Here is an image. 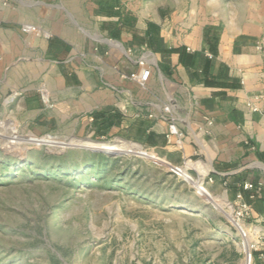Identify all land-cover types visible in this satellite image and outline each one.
I'll list each match as a JSON object with an SVG mask.
<instances>
[{
	"label": "crops",
	"instance_id": "0c3cea01",
	"mask_svg": "<svg viewBox=\"0 0 264 264\" xmlns=\"http://www.w3.org/2000/svg\"><path fill=\"white\" fill-rule=\"evenodd\" d=\"M0 113L36 130L94 122L173 164L206 161L264 232V44L252 33L146 20L125 0H0Z\"/></svg>",
	"mask_w": 264,
	"mask_h": 264
},
{
	"label": "rangeland",
	"instance_id": "374dc122",
	"mask_svg": "<svg viewBox=\"0 0 264 264\" xmlns=\"http://www.w3.org/2000/svg\"><path fill=\"white\" fill-rule=\"evenodd\" d=\"M125 3L146 20L245 31L264 44V0ZM163 161L94 122L36 130L0 113V264H245L253 222L234 221L211 164L171 163L179 175Z\"/></svg>",
	"mask_w": 264,
	"mask_h": 264
},
{
	"label": "built area",
	"instance_id": "2783aa9c",
	"mask_svg": "<svg viewBox=\"0 0 264 264\" xmlns=\"http://www.w3.org/2000/svg\"><path fill=\"white\" fill-rule=\"evenodd\" d=\"M23 30L26 32H29V29L25 26L23 27ZM141 63H143V62H141ZM135 79L138 81V83L140 85L145 84V81H146L145 76L136 75ZM170 133L171 134H178V130H177L176 125L172 124L170 126ZM180 141L181 140L179 139L178 142H180ZM255 186H258L260 188L259 184L256 185L252 182H246L243 185V189L248 190V189L254 188ZM250 211H251L250 204L245 201L243 192L242 191L237 192L236 200L234 201V221H236L238 223V225L240 223L244 222L245 220H247L249 218ZM240 229L242 230L243 235L246 236V231H244V228L241 225H240ZM251 229H252V232L254 233V235L256 237V240H254L251 243L250 253L246 252L245 264H257L254 252L258 251V250L264 251V232L259 233V232L255 231L254 227H251ZM259 257L264 258V252L260 253Z\"/></svg>",
	"mask_w": 264,
	"mask_h": 264
},
{
	"label": "water",
	"instance_id": "95a60500",
	"mask_svg": "<svg viewBox=\"0 0 264 264\" xmlns=\"http://www.w3.org/2000/svg\"><path fill=\"white\" fill-rule=\"evenodd\" d=\"M106 142H109L110 141H106ZM75 147H79V148H83V149H90V150H93V151H97V152H103L109 156H114L116 154H119L117 152H114V151H110L108 150L107 148H104V147H97V146H85L83 144H78V145H74ZM160 163H163L164 165L168 166V167H171L172 168V171H174L175 173L179 174V169L180 167L179 166H175V165H172L171 163H169L168 161H163V162H160ZM195 186V188L197 189V183L196 184H193Z\"/></svg>",
	"mask_w": 264,
	"mask_h": 264
}]
</instances>
